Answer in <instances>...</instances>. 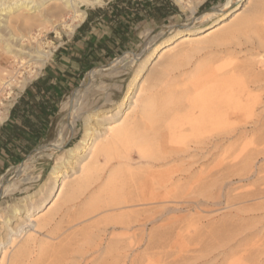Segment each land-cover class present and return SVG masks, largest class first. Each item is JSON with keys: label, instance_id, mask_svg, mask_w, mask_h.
Returning a JSON list of instances; mask_svg holds the SVG:
<instances>
[{"label": "bare ground", "instance_id": "1", "mask_svg": "<svg viewBox=\"0 0 264 264\" xmlns=\"http://www.w3.org/2000/svg\"><path fill=\"white\" fill-rule=\"evenodd\" d=\"M82 2H85L88 5H99L104 3L105 0H82ZM177 2L182 7H185V3H188L192 11V15L187 19L185 23H182L180 25L170 24L169 26H166L162 29L160 28L157 31L146 30L144 32V36L147 37L148 40L145 46L142 48L140 54L138 56H132L128 54L120 58L119 60L114 61L108 68L100 67L102 74H105V76H119L121 72H123V70L127 69V66H139V68H137V72L135 71V73L137 74H135V78L133 79L129 90L125 92V97L123 100L125 102L126 100H129L130 94L132 93L131 89H133V87L136 85L135 82H137V79L143 76L142 72L147 66V63L154 55L158 54V52H160L163 47L166 48L165 53L171 54V57L169 58L167 65H165V67L158 71L155 75L158 78L164 79L168 75H170V71L172 70V68H174L175 65H180L182 59L187 57L189 52L195 50L191 49L190 46H193L194 43H198L201 41L198 37L199 34L206 32L205 38L207 40L210 39L209 42H211L214 47L219 48L222 54L214 57L213 59H210L209 61H205L194 68V75L191 76L188 82L185 83L186 90L184 92V95H182L183 97H186L188 99V103L186 105L174 106L171 109L174 113L172 116V121L168 124V136L170 137L172 142L180 141L183 144L185 143L186 137L190 136L193 139L192 142L196 140L195 142L198 143V145H204L202 148H200L202 149V151L204 150L203 152H205V150L209 152L213 149H220L223 147V143L229 142L230 140H233V143L231 145H234L239 142L242 134L247 132V128L243 127L245 124L247 125L249 123H253L254 125L258 122H262V119L256 116V109L258 108V106H260V104L264 102V59L261 58V60L258 61L260 65L258 63L255 64L254 62V64L238 63L236 62V59L230 58L229 55L231 53L236 54L238 52H241L236 47V45L243 44V40L245 39L246 43L250 42L252 44L251 47L257 54L264 56V24L263 22H260L261 19L258 16L242 18V15L244 13L242 5L244 0H226L224 3L213 6L211 9L206 10L200 15H194V13L198 9L199 5L204 2V0H198L195 3H192V1L190 0H177ZM263 7L264 0H258L252 10L254 12L261 11ZM67 17L69 18L71 23H68ZM85 18L86 11L80 9L77 0H0V58L11 59L13 64L22 62L23 67L26 64H29V72L31 73V75L34 77H38V69L41 70L44 68V66L52 57L53 51L46 49L41 43H34V39L30 38L32 37L33 29L35 27L42 29L47 23H50L54 26L64 24V26L69 27L71 33H73L75 26L80 24H78V22H83ZM227 20H229V22H226ZM24 38H27L29 40L28 44H25L23 42ZM240 38H242V40H240L242 42L237 41V39ZM172 44L175 45L171 46ZM1 64L2 63L0 61V66ZM97 68L99 67L94 68L89 73V76H92L91 83L87 87L77 90L73 99V104L71 103L70 96H67L68 98L62 102L61 111L66 113L68 112L67 114L71 115V119L70 122H68L66 119V115L65 119L63 121L61 120L62 122L60 121L61 125L56 139H54L53 141L51 140V142L49 141L50 143H45V145H43L45 146L44 149L26 158L22 165L20 164L15 167L10 175L11 177L9 178V180L5 181L6 178L3 176L4 174H2V177L0 176V185H2L0 198L15 195L23 190L22 186L24 184L27 185V183L29 184L33 181H31L32 177L30 176V171L32 170L33 163L36 160L43 158L54 160V166L51 170L49 179L52 180V183L50 185L51 189L55 190V195L50 201L44 199L37 204L35 203L36 201L34 199H29L28 195L25 200H30L28 204L32 205L33 207H25L24 209L23 203L21 206L18 204L14 205L11 207V215L8 218H3L4 213H2V210L0 209V221H3V228L6 230V234L2 237L3 239L0 238V258L2 257L0 260V264H137V262L140 261L141 257L144 256V252H136L137 254L134 257L132 255L133 258H131L129 252L127 253L125 248L129 243L131 244V242L134 244L133 241L128 240L131 236L135 237L138 245H141V242L145 240V233L143 228L145 226V221H147L145 219H152V223H155L154 220L159 217L160 213V210L158 211V209L152 210V213L150 215L148 214V218H146V216L143 217L144 211L122 213L116 218L104 220L103 222H101L102 227L98 226L97 232H94L93 236L81 239L71 238L70 242L59 244L57 246L40 244L37 247L36 243L34 245H31V242L34 240V238L33 236H30L28 237L27 244L20 247L11 258H8L9 247L8 245H6L5 240H7V242H9L8 240H10V243L13 245L16 238L20 236L22 232H26L27 229L31 226L34 225L35 230H47L51 235H56L63 229L64 225L62 222L52 227V220H54L53 217L40 218L38 216L35 217V215H37L36 213L42 211V209L51 201L54 200V202H56L61 198L64 193V186H66L65 183L63 184V178L65 176V171L70 167L69 165L76 166V163L79 161V159L87 155L89 158L88 162L84 163L81 166V173L83 175L82 177H84V175H88L86 173L90 172L91 164L94 160L98 159V156H107V162L109 163L113 158L110 156V154L107 153L110 152L117 143L123 142L130 136L137 139V136H135V134L139 129H141V125L134 123V126H130L131 124H128L126 114H123L124 116H118L114 121L109 123H103L101 122V119H96L90 114L85 119L86 128L84 136L78 141L76 145L70 148H65L67 139L74 135L76 124L81 118L84 108V101L87 97L88 92L93 86V82L97 77ZM151 69L152 67L149 71H151ZM151 75L152 73L147 74L146 76L144 75L145 83L146 81H148ZM17 78L18 77L16 75V72L14 73L12 70L4 68L0 72V124L5 119V114L9 112L10 107L13 106V102L15 99L10 98L13 96V88L17 86V82L15 81ZM22 82L24 83L22 88H24L27 79ZM139 87H137L140 89L138 95L134 94V99L128 102V104H130L128 108L132 110H135L137 107L141 106L142 98L139 94L144 91V87L143 85H140ZM122 104L123 102L119 105L120 108ZM153 105L154 101L152 98L144 103L142 114L143 120L151 119L152 117H154L155 113L153 111ZM3 109L6 110L4 111ZM96 116H98V114H96ZM91 117L97 120L95 125H90L88 123V120ZM138 141L141 142L140 139H138ZM145 145V149L140 148V152L142 153L140 154L141 157L151 158L153 162L154 159L157 160V162L160 161L158 165L161 167L166 165V162H168V159L172 156L170 154H157V150L155 148L157 146L156 143H151L147 140V142H145ZM231 148H233L234 150V147ZM261 153H264L263 149L261 150ZM259 155L261 154H258L257 152L255 154H246L245 152L244 154L239 153L233 158V163H231L230 165L235 170H230L231 172L225 177H249L251 173L259 175L262 170L264 171L263 167H259L258 169L254 170L255 159H257ZM177 156L178 155H176V157ZM223 161H221V164L224 163ZM17 168H19L18 171ZM214 170H216V168H214ZM176 171L177 174L180 173L173 166L166 167L162 170H154V172L151 173V177L148 179V182L143 183L142 186L140 185L139 190H137L135 193L133 192L134 196H126L123 200L120 201L111 200L100 203V201H98V198L104 193V190L101 189L98 193L93 194L94 198L90 201L89 205L86 208L81 210L79 213H75L78 214V216H75L74 214L70 222L88 217L96 212L101 211L104 208H111L123 204H125V206L126 204L130 203H137V205H146L151 203L172 204L178 202L179 199L185 200V198L189 197L190 193L188 191L185 192L184 190L181 191L178 183L184 178L186 180V178H188V175H174ZM180 171L182 170L180 169ZM204 171L202 169L201 173H198L199 176L197 175L198 179H196L197 176H194L196 177L194 179L198 180V182L203 181L206 183V180L208 179L207 177L209 175L211 176L212 173H210L209 171V173L205 174ZM186 172L190 173L189 171ZM114 175L115 174L110 175L111 181L114 180ZM147 175L148 174H146V176ZM90 176L92 177V175ZM91 177L89 179H91ZM212 177L214 178V175H212ZM218 177H220L219 174ZM258 178L264 180V176L259 175ZM215 179L216 178H214V180ZM124 181H126V179ZM188 181L189 183H194V181ZM49 183L50 182H45L44 185L48 187ZM221 183H223V180ZM253 183L255 182H252L251 184ZM257 183L259 184L260 182ZM196 184L198 183H195L194 185ZM124 185H126V183ZM211 185L209 183L210 187ZM45 186L41 187L40 191H44ZM106 186L110 187L112 185H110L109 183ZM200 186H202V184ZM206 186L204 188L202 187L203 189L197 192V202L199 201V196L203 197L204 201L205 198L210 200L212 195L214 196L215 193L213 192L215 191V189L213 192H209L212 188L208 191V187ZM214 186H216V184ZM82 187L79 188L80 191ZM189 187L187 189H189ZM261 187L258 193L264 194V187ZM197 188H199V186ZM190 189L192 190V188ZM252 191H254V188L252 189ZM248 192L249 194H247L249 196L255 195L254 193L250 194V191ZM221 193L220 196L222 195ZM229 193L231 192L229 191ZM74 194L75 192L73 191L71 192L70 196L68 195V201H70V203L73 199H76L74 198L75 196H78H74ZM220 196L217 197V201ZM256 196H258V194ZM182 200L181 202H183ZM209 200H207L206 202H208ZM54 202L52 204H54ZM214 203H216V201ZM215 205H217V203ZM261 208H264V205H261ZM172 209L170 211H172ZM23 210L27 213V216H24V218H28L29 224L25 225L24 223H22V226L17 225L15 227H11L12 220L17 219L19 221V215L23 213ZM163 214L164 213H162L160 216L162 217ZM253 215L255 216V214ZM240 217L242 218L244 216ZM136 223L140 226V231L139 233L137 231L132 234L130 232L132 229H134L133 227L134 225H136ZM229 223L227 220H225L222 224H218L220 226L216 228L218 232L215 229L216 234L214 235L213 240H224L225 243H228L229 240H232L234 236L232 233L224 235L223 233L225 231H222V229H226L227 224L228 226H230ZM161 225L163 224H160V226ZM233 225L231 226V228L233 227ZM164 226L165 225H163L162 227ZM229 229L228 232L226 230L227 233H229ZM155 230H157V228H155ZM150 234L152 235V231ZM157 234L160 233L158 232ZM156 236L158 235H155L153 233V235L150 237L151 239L156 240L158 239V237L154 239ZM225 243H223V246H225ZM216 248H218V246ZM136 249H138V247ZM141 254L143 255L141 256ZM209 255L210 254H208V256Z\"/></svg>", "mask_w": 264, "mask_h": 264}, {"label": "rangeland", "instance_id": "2", "mask_svg": "<svg viewBox=\"0 0 264 264\" xmlns=\"http://www.w3.org/2000/svg\"><path fill=\"white\" fill-rule=\"evenodd\" d=\"M107 1L108 0H105V2ZM170 1L172 2V6L175 7L177 10L174 15H170L163 20H153L148 23L142 24V27L138 29L137 36L135 38V43L132 45V47L128 48L127 50H124L123 52H120L117 56H115V58L117 59L114 60L113 58L108 62H105L104 64H108L112 60L117 61L128 54L132 56H138L148 40V38L144 36V32L146 30L157 31L158 29L165 28L170 24L180 25L182 23H185L187 19L192 15V11L189 7V4L185 3V7H182L180 4H178L177 0H170ZM190 1H192V3H195L198 0H190ZM225 1L226 0L210 2V0H204V2L199 5L194 15H200L206 10L211 9L213 6L220 5ZM105 2L99 5H88L85 2H82V0H77L80 9H83L85 11L93 7L104 5ZM257 2L258 0H244L242 5V9L244 10V13L242 15V18L258 16L261 19L260 22L261 23L263 22L264 24V7L261 9V11L254 12L252 10ZM67 21L68 23H71L68 17H67ZM226 22H229V20H227ZM79 23L81 22H78V24ZM205 34L206 32L199 34L198 37L201 41L198 43H194L193 46H190L191 49H195V50H192L189 53L187 52L188 53L187 57L182 59L180 65L178 66L175 65L174 68H172V70L170 71V75H168L164 79L158 78L155 75L157 74L158 71L164 68L165 65H167V62L171 57V54L165 53L166 48L163 47L160 50V52L154 55L147 63V66L142 72L143 76L137 79V82H135L136 85L133 87V89H131L132 93L130 94L129 100H126L125 102L123 101L125 97V92L129 90L133 82V79L135 78V74H137L135 73V71L137 72L138 70L137 68H139V66L129 65L127 66V69L123 70V72H121L119 76H113V75L105 76V74H102L100 67L96 69V74H97L96 79L98 81L95 79L91 90L88 92L89 95L87 94V97L84 101V108L81 118L78 120L76 124L74 135L67 139L66 143L70 139L71 140L67 144L65 143L66 144L65 148H70L76 145L78 141L84 136L85 128H86L85 119L90 114L96 119L97 118L101 119V122L103 123L112 122L118 116L126 114L127 122L128 124L129 123L131 124L130 126H134L136 123L141 125L140 127L141 129H139L135 134V136H137L136 137L137 139L130 136L128 137L129 139L127 138L123 142L117 143L113 147V149L107 153L110 154V156L113 158L109 163L107 162L108 160L107 156L105 155L98 156V159L92 162L90 172L86 173L88 175H84V177H82L83 175L81 173V166L84 163L88 162L89 158L87 155L79 159V161L76 163L77 164L76 166L69 165L70 167L65 171V176L63 178L64 181L63 184L65 183L66 186H64V193L61 196V198L58 199L56 202H54V200L51 201L47 206H45L42 209V211L36 213L37 215H35V217L38 216L40 218L53 217L54 220H52V227L62 222L64 225L63 229L59 231L56 235H51L50 233H48L47 230H40V229L35 230L34 225L31 226L30 228L27 229L26 232H22V234L16 238L15 243L13 245L10 243V240H8L9 242L5 240L6 245H8L9 247L8 258L9 257L11 258L15 254V252L18 251L20 247L25 246L28 242V237L30 236H33L34 238L33 241L31 240L32 241L31 245H34L36 243L37 247L40 244L57 246L59 244L70 242L71 238L81 239V238L93 236L94 232H97L98 226L102 227L101 222H103L104 220L116 218L120 216L122 213L144 211L143 217L146 216V218H148V216L152 213V210L158 209V211L160 210L159 211L160 218L158 217L156 220H154L155 223H152L153 222L152 219L151 220L145 219L147 221H145V226L143 225L144 233H145V238H144L145 240H143L144 242L142 241L141 245H138L135 237L132 236L130 237L133 240L130 238L128 239L129 241L131 240L134 242V244L132 242L131 244L129 243L130 245L128 244L125 248L126 252L127 253L129 252L131 258H133L137 253L144 252L143 253L144 256H142L143 254H141L142 257L140 261L138 260L139 262H137V264H203L204 262H205L204 264H264V208H261V205H264V194L258 193L260 187L264 185L263 184L264 180H261L260 178H258V176L259 175L264 176V171L262 170L259 175L255 173H251L249 177L247 176L244 177L232 176L229 178L225 177L231 171L235 170L230 165L231 163H233V158L239 153L244 154L245 152L246 154H250V153L255 154L257 152L258 154H261L257 157V159H255L254 170L258 169L259 167L264 168V157H263L264 153H261V150L262 149L264 150V146H263L264 102L260 104V106H258V108L256 109V116L261 118L262 122H258L254 125L253 123H249L247 125L245 124L243 127L247 128V132L242 134L241 138L239 139V142H237L234 145H231L233 143V140H230L229 142L223 143V147L220 149L219 148L215 150L213 149L209 152L205 150V152H203L204 150L202 151V149L200 148H202L204 145L203 144L198 145V143L195 142L196 140L192 142L193 139L190 136L186 137L184 144L180 141L172 142V140L168 136V124L172 121V116L174 113L172 112L171 109L174 106L186 105L188 103V99L186 97H183L182 95H184V92L186 90L185 83L188 82L191 76L194 75V68L197 65L205 61H209L210 59H213L214 57L222 54L219 48L214 47V45L211 42H209L210 39L207 40L205 38ZM71 35H72L71 30L69 29V27L64 26V24L54 26L50 23H47L42 29L35 27L33 29L32 37L30 38L34 39L33 40L34 43L37 42L41 43L46 49L54 52L55 49L58 47V45H60L64 40H66ZM240 40H242V38L237 39L238 42H242ZM23 42L25 44H28L29 40L27 38H24ZM245 43L246 42L244 39L243 44L236 45V47L241 52H238L236 54L231 53L229 57L236 59V62L238 63L254 62L255 64L258 63V61L261 60V58L264 59V56L257 54L255 50L252 49L251 47L252 44L250 42L246 44ZM174 45L175 44H172L171 46ZM0 59L2 63L0 66V72L2 69L5 68L8 70H12L14 73L16 72V75L18 77L15 80L17 82V86L13 88V93H12L13 96L10 98V99L13 98L15 99L13 102L14 104L19 98V96L23 93L25 88L36 77L32 76L31 73L29 72L30 70V67L28 66L29 64H26L23 67L22 62L14 63L15 64L14 65L11 59H6V58H0ZM151 67L152 69L151 71H149ZM41 70L38 69V76ZM150 73H152V75L151 77L148 76L149 82L146 81L145 83L144 82L145 76ZM26 79H27L26 85L24 86V88H22L24 84L22 81H25ZM138 83L139 86L143 85L144 87V91L139 94L142 98L141 106L137 107L135 110H132L128 108L130 105L128 104V102L134 99V94L138 95V93L140 92L139 89L140 87L138 86ZM70 94L71 93H69L67 96L69 97ZM67 96L65 97V99L68 98ZM151 98L154 101V105H153V111L155 113L154 117H152L151 119L143 120L142 114H143L144 103ZM263 101H264V97H263ZM122 102L123 104L120 108L119 105ZM11 108L12 107H10V110ZM3 110L5 111L6 109ZM9 112L5 114L6 115L5 119L8 117ZM67 113L62 112L60 110L59 114L56 116V120L54 122L50 136L40 145H45V143H50L51 140L53 141L54 139H56L58 131L60 129L61 122L65 119ZM96 114H98V116H96ZM93 117H91L92 119L89 118L88 120V123L90 125H95L97 122V120H95V118ZM138 139H140L141 142L138 141ZM147 140L151 143L157 144V146L155 147L157 150V154H170L172 156L174 154L175 155L173 156V158L171 156L168 159L169 161L166 162V165H164L163 167L158 165L160 161L157 162V160L154 159L153 162L151 158L141 157L140 154L142 153L140 152V148L145 149L146 146L145 142H147ZM231 147H234V150ZM176 155H178L177 157L179 158H177ZM221 161H223L225 164L224 163H223L224 165L221 164ZM218 164L220 165V167ZM53 166H54V160L48 158L38 159L33 163V168L30 171V176L32 177L31 181L32 180L33 181L30 182L29 184L27 183V185L24 184L22 186L23 190L21 192H18L15 195L7 196L1 199L0 209L2 210V213H4L3 218H8L11 215V207L14 205L18 204L21 206L23 203L24 209L25 207L29 208L30 206H32L28 204L30 200H25L28 195H29L28 196L29 199L30 198L34 199L36 201L35 203L37 204L43 201L44 199L50 201L53 198V196L55 195V190L51 189L50 184L52 183V180L49 179ZM170 166L176 168V170L180 172L178 173L179 175H188V178H186V180L184 178L178 183V186L181 191L184 190L185 192L188 191L190 193L189 197L185 198V200L181 199L183 202H181V200L179 199L180 202L178 201L172 204L151 203L146 205H137V203H133L134 204L133 205L132 203H130L131 205L126 204V206L125 204H123L111 208H104L101 211L96 212L88 217H84L76 221L70 222L74 214L77 212L79 213L81 210L86 208L89 205L90 201L94 198L93 194L98 193L101 189L104 190V193L98 198V201H100V203L101 202L104 203L106 201H111V200L120 201L123 200L124 197L126 196L127 197H131L132 195L134 196V193L137 190H139L140 185L142 186L143 183L148 182V179L151 177V173L154 172V170L155 171L162 170ZM15 167H17V165L11 167L7 171V173L4 174V177L5 178L9 177L13 172V170L15 169ZM213 167L216 168V170H214ZM179 168L182 171H180ZM209 168L210 170L212 168L213 169L210 171ZM202 169L203 171L205 170L204 171L205 174L209 173V171L210 173H212L211 176L209 175L207 177L208 179L206 180V183L203 181L198 182V180L194 179L196 178L194 176L197 175L199 176ZM186 171L189 172L191 171L190 173L192 174ZM113 174H115L114 175L115 178L114 180L111 181L110 175ZM146 174H148L147 175L148 177L146 176ZM178 174L176 171L174 175L179 176ZM218 174L220 177H218ZM90 175H92V177ZM212 175H214V178H216L215 180L212 177ZM198 176L196 179H198ZM90 177L91 179H89ZM125 179L126 181H124ZM188 180H191L190 182L194 181V183H189ZM222 180L224 184L221 183ZM211 181H212V185H211ZM256 181L262 183L258 184ZM45 182H50L48 187L44 185ZM252 182L255 183L251 184ZM109 183L110 185H112L110 186L111 188L106 186ZM125 183L126 185H124ZM195 183L198 184L194 185ZM200 183L202 184V186H200L201 185ZM209 183L211 187L209 186ZM226 183L229 184L227 185ZM187 184H189L190 187ZM213 184L214 185L216 184V186H214ZM43 186H45V190L40 191L41 187ZM184 186L186 189L184 188ZM198 186L200 189L197 188ZM205 186L208 187V191L211 188L213 189V190L211 189L209 192L211 191L213 192L215 189V191L213 192L215 193L214 196L216 195L215 199L214 196L212 195L211 198L213 199L210 198L211 201L206 198L204 201V198L199 196L198 198L199 201L197 202L196 200L198 194L197 192L201 191V189H203ZM80 187H82L81 191L79 190ZM188 187L189 189H187ZM190 188H192V190ZM253 188L254 191H252ZM194 190L196 193L194 192ZM73 191L75 192L74 196L75 195L78 196L75 197L73 196L76 199L75 200L73 199L72 202L73 201L74 202L70 203V201H68V197L71 195V192ZM229 191L231 193H229ZM248 191H250V194L254 193L255 195L249 196ZM220 193L222 194L221 195L222 197L220 196ZM257 194L258 196H256ZM219 196L220 198H218L217 201V197ZM243 196L247 197L248 199ZM207 200L209 201L206 202ZM215 201L217 205H215L216 204L214 203ZM53 202L54 204H52ZM171 209L172 211H170ZM162 213H164L165 215L163 214L161 217L160 215ZM253 214H255V216ZM24 216H27V213L26 211L23 210V213L19 215V221L17 219L12 220L11 227H15L17 225L22 226V223L28 225L29 220L28 218H24ZM75 216H78V214H75ZM240 216H244L245 218L244 217L241 218ZM225 220H227L228 223L230 221L229 223L230 226H228L227 224L226 229H222V231H225L223 234L227 235L232 233L234 235L232 238L233 241L227 240L228 243L227 242L225 243L224 240H217V241L213 240L214 235L216 234L217 231L216 228L220 226L218 224H222ZM232 223L235 225H233ZM160 224H163L165 226L162 227L163 225L160 226ZM232 225L234 228L233 227L231 228ZM139 227L140 226L136 223V225H134L133 227L134 229H132L130 233L133 234L134 232L137 231L139 233L140 231ZM155 228H157V230H155ZM228 229L232 232L229 231V233H227ZM231 229H233L234 231ZM151 231H152V235L153 233L155 235H158L154 239H156L157 237L158 239L156 240L151 239L150 237L152 236L150 234ZM158 232L161 234L162 237L160 236V234H157ZM5 234H6V230L3 228V221H0V238H2L3 235ZM223 243H225V246H223L224 245ZM217 246L218 248H216ZM137 247L138 249H136ZM208 254L210 255L208 256Z\"/></svg>", "mask_w": 264, "mask_h": 264}, {"label": "crops", "instance_id": "3", "mask_svg": "<svg viewBox=\"0 0 264 264\" xmlns=\"http://www.w3.org/2000/svg\"><path fill=\"white\" fill-rule=\"evenodd\" d=\"M157 8L171 11L161 17ZM176 11L170 0H108L88 9L85 20L58 45L0 124V176L48 139L62 102L89 70L132 47L142 24Z\"/></svg>", "mask_w": 264, "mask_h": 264}, {"label": "water", "instance_id": "4", "mask_svg": "<svg viewBox=\"0 0 264 264\" xmlns=\"http://www.w3.org/2000/svg\"><path fill=\"white\" fill-rule=\"evenodd\" d=\"M116 58H114V60H115ZM114 60H112L110 63H108V64H101V65H97V66H95V67H93L91 70H89L88 71V73L85 75V77L83 78V80L81 81V83L78 85V86H76L72 91H71V94H70V97H71V103L73 104V99H74V97H75V94H76V92H77V90L78 89H82V88H85V87H87L90 83H91V81H92V76H89L90 74V72L94 69V68H96V67H102V68H108V67H110L111 66V64L113 63V61ZM88 76V77H87ZM66 119H67V121L68 122H70V119H71V115L70 114H67V116H66ZM71 140V139H70ZM69 140V141H70ZM68 141V142H69ZM67 142V143H68ZM66 143V144H67ZM66 144H65V146H66ZM45 148V146H43V145H40V146H38V147H36V148H34L18 165H22L23 163H24V161L26 160V158H28V157H30L31 155H33V154H35V153H37V152H39V151H41L42 149H44ZM17 165V166H18ZM18 169L19 168H17V171H18ZM11 176H9L8 178H6V180L5 181H7V180H9V178H10ZM2 192V185H0V193ZM1 195V194H0ZM1 199L2 198H0V201H1Z\"/></svg>", "mask_w": 264, "mask_h": 264}, {"label": "trees", "instance_id": "5", "mask_svg": "<svg viewBox=\"0 0 264 264\" xmlns=\"http://www.w3.org/2000/svg\"><path fill=\"white\" fill-rule=\"evenodd\" d=\"M157 11H158V13L161 15V17H165V16H167V15H169V12L171 11V10H167V9H163V10H160L159 8H157ZM15 108H16V106H15ZM14 108V109H15ZM14 109H13V111H14ZM38 145V142H35V143H32V145L30 146V150L32 149V148H34V147H36Z\"/></svg>", "mask_w": 264, "mask_h": 264}]
</instances>
